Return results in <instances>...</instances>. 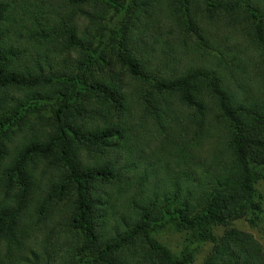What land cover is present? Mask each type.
<instances>
[{"label": "trees", "instance_id": "1", "mask_svg": "<svg viewBox=\"0 0 264 264\" xmlns=\"http://www.w3.org/2000/svg\"><path fill=\"white\" fill-rule=\"evenodd\" d=\"M112 8L124 17V26L120 21L117 44L106 48L111 38L104 22ZM205 22L231 28L249 24L252 55L219 50L203 30ZM156 23L164 25L165 36L150 41ZM171 37L179 38L189 55L210 58L178 77L168 75ZM97 40L101 45L94 48ZM49 58L63 59L64 66L54 69ZM126 78L138 82L142 90L132 94L134 99L156 117L167 112L162 97L172 93L201 120L217 112L229 131L230 168L208 183L186 180L163 195L141 196L137 211L122 214L119 200L104 190L118 183L119 197L135 189L140 198L150 179L148 172L131 176L135 167L125 173L123 167L122 174L101 159L129 130ZM9 90L27 98L9 100ZM51 95L58 103L53 135L29 139L10 153L25 112L37 110ZM122 145L128 167L133 152ZM256 166H264V0H0V264H192L188 248L175 257L154 238L171 222L212 243L203 264H264L260 242L232 225L246 218L256 226L248 218L262 210ZM50 171L56 177L48 183L47 197L38 196V180ZM52 193L69 202L56 203L55 211ZM43 226L56 237L51 233L28 250ZM216 226L225 228L221 237ZM62 234L69 241L60 243Z\"/></svg>", "mask_w": 264, "mask_h": 264}, {"label": "rangeland", "instance_id": "2", "mask_svg": "<svg viewBox=\"0 0 264 264\" xmlns=\"http://www.w3.org/2000/svg\"><path fill=\"white\" fill-rule=\"evenodd\" d=\"M120 2L125 4L126 0H120ZM107 17L104 22V28L111 39L106 41L105 47L111 48L112 45L117 44L115 41L116 34L114 33L120 21H122L121 24L124 26V17L115 8L108 12ZM163 27V24L156 23L154 25L153 33L156 34L148 33L151 37L150 41L153 40V37L155 40L157 37L165 36V33L161 32ZM202 28L207 32V35H211V39L216 40V45L220 47L217 46L219 50L229 52L230 49H233L232 51L234 52L240 51L241 56H246L247 59L252 55L248 49L252 43L250 41L251 27L249 24L241 23V25L231 28L221 24H217L215 27L212 23L205 22L202 24ZM184 40H186V37H184ZM161 41L165 43L163 40ZM170 41L171 44L167 52L168 60L165 64L170 76L178 77L188 68L204 66L205 59L210 58L208 56L203 58L201 55H198V57L189 55L187 51H183L180 48L181 42L179 38L171 37ZM195 41L191 36L188 38V42L192 45L196 44ZM99 45L101 44L97 40L94 48ZM159 50L160 46H158ZM66 57L68 58V56ZM73 57L76 56L73 55ZM62 60L49 58L48 62L50 61V64L55 69L64 66V61ZM241 65L244 67L243 64ZM137 83V81L132 79H128L123 83V88L128 91L131 100V111L127 117L129 130L124 132L122 139L113 143L101 158L108 163L114 164L116 169L118 168L122 174L123 167L124 173L135 167L136 169L129 173L131 176L134 177L136 173L144 175L145 172L150 175L149 184L143 187L145 190L143 194L142 188L140 189V198L137 196L135 189H133L132 193H130L131 189L127 190L128 192H125L123 198L119 197L120 184L118 183L104 190L105 195L107 191L108 194L119 200L118 205L121 207L122 214H131L137 211L140 206L141 196L148 199L154 193L163 195L165 192L172 190L177 183H181L183 186L186 184V180L194 185H198L202 180L208 183L212 177L223 173L226 167L230 168L232 160L228 127L220 120L217 112L210 113L205 120H201L194 109L187 108L179 97L172 93L162 97L163 105L168 106L167 112L162 114L161 117H156L155 114L151 113L152 109L150 107L147 108L148 106L145 104L143 106L136 97L138 103L142 105L141 107L134 99L132 94L135 92L139 93L142 90L137 86ZM7 97L9 100L14 97L25 99L27 95L9 90L7 91ZM57 108V98L51 95L47 100L43 101L37 110H27L23 116L22 128L14 134L15 138L9 142L10 153L29 143V139L44 140V137L52 136L54 132L52 119ZM34 123H39V126H33ZM41 125H43L42 128L40 127ZM123 143L131 147L130 150L133 152L132 164L128 165V167L125 166L126 149L123 147ZM254 171L257 176L255 183L256 201L260 202L262 210L254 215H248V218L255 219L256 226H251L246 218L239 219L233 222L232 225L234 228L253 234L264 248V166H256ZM55 177L56 172L50 171L43 177V180H38L36 185L38 196L45 193L47 197V192L50 189L48 183L54 181ZM134 179L135 181H141V178ZM135 187L136 189L139 188L138 186ZM67 202H69L67 196H63L61 201L55 193H52L49 204L52 208L55 207L56 211V203L64 205ZM69 209L70 204L65 207L67 215H69ZM29 211L32 212V208H29ZM53 225L54 222L50 223V226ZM213 230L217 237H221L225 233V228L221 226L213 227ZM51 233H54L53 237L55 238V232H49L47 227H41L29 240L28 250H36L50 237ZM63 235H61L62 237L59 236L60 243H65L68 240L64 237L66 235ZM69 235L77 236L73 231ZM153 236L166 246L175 257H180L183 251L188 248L193 253L192 264H203L213 248L212 243L202 242L192 232L180 230L174 222L157 230L153 233ZM53 240H50V243Z\"/></svg>", "mask_w": 264, "mask_h": 264}]
</instances>
